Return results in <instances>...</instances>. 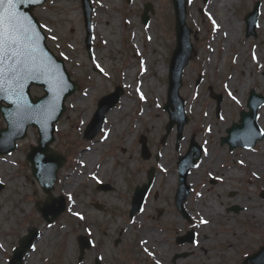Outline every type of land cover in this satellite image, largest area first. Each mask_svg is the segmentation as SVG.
<instances>
[{"label": "rangeland", "instance_id": "1", "mask_svg": "<svg viewBox=\"0 0 264 264\" xmlns=\"http://www.w3.org/2000/svg\"><path fill=\"white\" fill-rule=\"evenodd\" d=\"M88 1V5L93 8L90 21L94 27L102 24L105 29H109L111 20L117 19L119 22L122 19V24L119 23L116 29L107 30L113 34L110 44L106 43L104 34L93 35V55L89 54L86 44L87 26L82 10L83 0H47L46 4L35 9V15L48 36V46L57 57L65 60L70 76L79 84L78 90L66 100V111L57 123L56 140L52 144L53 149L66 158L52 192L55 196L63 195L66 198L67 208L52 224H47L36 208V202L45 201L47 195L34 179L31 166L26 161L30 147L36 145L39 137L38 130L31 127L27 137L19 142L17 150L0 156V180L4 184L0 191V214L3 213L0 215L2 263L9 264L19 238L27 235L29 229L38 228V243L34 251L28 254V257L34 255L35 264H94L101 255H104L100 259L102 264H157L156 256L149 252H155V246L148 244L149 251H146L135 235L136 229L147 227L162 235L160 245L170 244L168 264H213L209 260L211 252H222L227 248L230 255H218L214 263L243 264L247 256L264 246V229L247 219L245 213L248 206L246 190L258 201L264 199V138L253 149L236 147L231 151L229 144L221 143V137L227 136L226 130L230 125L239 122L242 110L248 111L247 102L251 89L254 88L264 96V0H224L227 10L224 9L222 13L230 17V27H234L235 22L241 24L238 28L239 40L228 47L229 56L225 63L222 62L224 39H212L209 3L213 0H208L207 3L204 0H188L187 24L193 29L192 40L198 53L185 69L183 87L180 89L181 96L186 100V113L190 119L183 129V141L177 140V124L168 132L170 116L164 109L169 91L170 58L176 47L173 0ZM257 2L261 3V23L257 28V36H246L245 16ZM148 4L152 9H149L150 20L146 25L142 19ZM69 6L72 10H68ZM71 12L78 13L76 20L69 18ZM217 12L220 16L221 10ZM99 14H108V21H105L104 16L98 18ZM221 20L226 25L224 19ZM138 28L142 30V35L137 43L134 37ZM242 48L245 49V54L235 62V56ZM252 52L259 54L257 61L250 55ZM147 56L149 61H145ZM211 56L216 58L213 63H210ZM128 67L137 71L130 85L123 80V73ZM161 67L166 69L164 74H161ZM101 68L103 72L100 71ZM245 74L249 83L246 82ZM101 78L102 87L87 99L86 108L83 105L74 107V100L97 86ZM151 78H156L157 83L155 88H147L153 99L148 98L147 112L140 116L142 103L134 93L137 90V80L147 82ZM116 87H122L121 98H128L133 104L118 120L119 123L127 121L124 135L134 131L138 124L137 132L131 133L125 143L123 135L116 132L103 142L107 131H100L94 138V141H99V153H102L103 160H112L114 157L116 163L108 170H101L99 167L103 162L93 159L85 167L89 172H85L79 158L92 142L86 139L85 128L97 110L98 101ZM159 89L164 91L158 94ZM32 93L42 95L44 91L33 87ZM215 94L223 95L220 104ZM120 105L119 101L112 109H118ZM260 111H264V104L258 109V117ZM85 112H88L87 119L82 120ZM2 119L0 113V127L5 125ZM143 136L146 137L151 153L149 159H144L142 155L140 139ZM193 139L205 151H201L199 165L191 168L186 179L192 189L185 203V211L191 217L189 220L175 207L178 181L174 187V184L166 183V179L170 174L176 175L178 179L177 163L185 156ZM247 152L255 154L258 159L255 174H251L254 179L250 184L244 181L243 172L248 170L241 165L245 159L243 154ZM232 166H239L237 169L241 178L229 175L228 172L234 169ZM150 169L156 173L154 185L145 200L144 211L132 219L130 210L134 187L147 182ZM77 174L82 179L73 186L74 180L69 181L67 177ZM100 181L116 187L117 196L114 197L111 190H98L97 184ZM68 182L70 188L65 187ZM202 195L205 196L203 206L197 209L195 205ZM207 202L217 205V209L221 208L224 218L232 219L238 231L246 232L245 237L242 236L243 233L234 234L225 244L216 245L217 232L223 228L224 221L220 217H206L209 220L207 227L202 224L201 219L210 216L205 212ZM72 203H77L84 220L69 214ZM95 203H100L101 207ZM234 206L239 210H231ZM191 227L197 234L195 243L179 242L178 238L182 237L179 234ZM250 231L251 237L247 239ZM49 234L53 236L47 239ZM81 236L89 237L93 244L85 250L83 259L79 260L81 250L78 238ZM207 237L210 242L202 246V238Z\"/></svg>", "mask_w": 264, "mask_h": 264}, {"label": "bare ground", "instance_id": "2", "mask_svg": "<svg viewBox=\"0 0 264 264\" xmlns=\"http://www.w3.org/2000/svg\"><path fill=\"white\" fill-rule=\"evenodd\" d=\"M233 1L234 0H230V2H233ZM209 4H210L209 7L211 9V13H210V23L211 24L210 25H211V28H212V39H213V41H219V40H223L224 39L223 46L225 48V51L223 53L222 62L225 63V60L229 56V54H228L229 53L228 52L229 48L228 47L231 44H233L234 42L239 40L240 36H239V33H238V28L241 27V24L235 22V23H233L234 27H230V25H231V24H229L231 22L230 17L227 16V15H224L222 13V12H224L223 11L224 9L227 10V4L224 3V0H213ZM68 10H72V7L69 6ZM217 10H221V12L219 13L221 17L218 15ZM77 16H78V13L76 14L75 12H71L69 18H72L73 20H76ZM103 16L106 18L105 21H108L107 20L108 19V14L103 15ZM103 16L101 14H99L98 18H102ZM221 18L224 19L228 29L226 28V25L223 24ZM119 23L122 24V19H120L119 22H118L117 19L111 20V22L109 24H112L113 26L111 25L109 27L110 31L112 29H116V26H118ZM109 29H105V27L102 26V24H98L95 27L93 26V34H94V36L95 35L99 36L101 34H104L103 37L105 38L106 43L110 44L113 34L111 32L107 31ZM138 29H139V31L135 32V37H134V40L137 43L140 40L139 37L142 35V30L140 28H138ZM244 51H245V49L242 48L241 52L236 54L235 59H234L235 62H238L240 60V58L243 57V55L245 54ZM250 55L253 56L252 58H253L254 61H256L259 58V54L258 53L254 54L252 52V53H250ZM148 59H149V57L147 56L145 61H149ZM215 61H216V58L214 56H211L210 63H213ZM138 67H139V65H138ZM139 68H141V67H139ZM161 68H162L161 69L162 70L161 74H164L166 72V69L164 70V67H161ZM147 74H148V72H147ZM136 75H137V71L135 70V68L128 67L123 73V80L125 81V83L130 85V83H132V81L134 80V76H136ZM155 79L156 78H151V79L147 80V82H146V80H141L140 83H139V86L137 87L136 92H134L135 95H136V98L140 99V101L142 103L140 116L145 115V113L147 112V108H148L146 103L149 101L150 98L153 99V97L148 94L147 88L148 89H150L151 87L155 88V85L157 84L155 82L156 81ZM245 79H246V82H248V83L250 82L249 80H247L246 74H245ZM102 84H103V82H102V78H101L99 80V84H97V86L92 87L90 90H88L87 94H84L82 97H79L78 99L74 100V107H77L78 105H83V107L86 108V106L88 104L87 103L88 102L87 99L89 97H93L94 96L93 92H97L98 91L97 89L102 87ZM227 85L229 86V83ZM162 91H164V89H159L157 91V93L160 94ZM131 94H133V92H131ZM141 95L144 97L143 99H141ZM120 103H121L120 108L112 109V110H110L108 112V114H106V124L104 126V129H106L107 134H106L105 140L110 139L111 136L113 135V132H116L117 134L121 133V135H123L122 140L125 143H127V140H129V138L131 137L130 134L137 132L138 124L135 125V130L134 131H132L131 133H128L127 135H124L125 125L127 124V121L119 123L118 120H119V118L122 115H125V113H127L128 109L130 107H132L133 104H132L131 101H129L128 98H123V97L120 99ZM89 111L90 110H88V112ZM88 112L83 113L82 120L87 119L86 115L88 114ZM259 115H260V117H259L257 123H258L259 127L264 130V111H260ZM138 116H139V114H138ZM137 119L139 120V118H137ZM105 140H103V142ZM98 146H99V141H97V140L96 141H92L91 142V146L88 149H86V151H84L82 153L83 154L82 156H80L79 161L82 162V164H83L82 168L85 170V172L86 171L89 172V169H87L85 167H87V164L89 165V163L92 162L93 159H96V161H99V162H101V161L103 162L101 167H99L101 170H108V169L112 168V166L116 163V159L114 157H113L112 160H110L108 158L103 160L102 159V153H99L100 149H98ZM97 151H98V153H96ZM243 156H245V159L242 161L243 163L241 165H243V168L248 170L247 172L246 171L243 172V173H245L244 181L247 182L246 184H250V183H252V181L254 179V177H253V179L251 178V174H255V168L257 166V163H258L257 160L258 159L256 158L255 154L248 153V152L244 153ZM208 161H209V158H208L207 162ZM183 163H188V162H183ZM238 167L239 166H232V168H234V169L231 170L230 172H228L231 177L241 178L240 171H239V169H237ZM255 178H257V177H255ZM67 179L69 181L74 180L73 183H72L73 186H74V185H77L81 181L80 179H82V178H81V175L77 174V175H74V176L69 175L67 177ZM177 181H178L177 177L174 174L173 175L170 174L169 177H167V179H166V183L174 184L173 185L174 187H176ZM68 184L65 185L66 188H70V183L68 182ZM115 188L116 187L111 188V191H112V194L114 195V197L117 196V192H118V190L115 189ZM249 192L250 191L247 192V190H246V194L248 196V200H247V203H248L247 205L248 206H246V212H245L247 214V219H249L251 222L256 223L260 227V229L263 230L264 229V199L263 200L260 199L258 201V199H256L255 196L252 197V194L249 193ZM110 197H112V196L110 195ZM134 198L138 200L136 202L144 200V198L141 197V192L140 193L139 192L136 193ZM204 200H205V196L202 195L201 200L197 201V204L195 205L197 209H199L201 206H203V202L202 201H204ZM207 203H208V206H207V210L205 212L207 214H209L210 216H204L201 219V221L202 220L203 221H207V223H202V224H205V226L207 227L208 221H209L207 218H209V217L210 218L220 217L224 221L223 228H221L217 232V239L215 241V242H217L216 245L225 244L231 237L234 236V234L241 235L243 233L242 236L245 237V233L246 232L244 233V230L243 231H238L236 229V225H235V223H234V221L232 219H230L229 217L228 218H224V214H221V211H222L221 208L217 209V205H214L211 202H207ZM68 212L71 215H74V213H76V212H79L81 214L77 203L76 204L72 203L71 211H68ZM218 212L220 214H216ZM2 214H0V215H2ZM74 216H76V215H74ZM200 228H201V226H200ZM155 230H157V229H155ZM247 234H248V236H246V238L248 239V238L251 237V231H250V233H247ZM135 235L138 237L137 241L142 243V246H144L147 249V251H149V248L147 247L148 244L155 246V252L149 251L151 254H154L156 256L155 261L159 262V264H168V259L170 258V255H171L170 254L171 246L168 243H165L164 245H160V242L162 241V238H163L161 234L157 233L156 231L154 233V231H152V229L148 230L147 227H143L142 229H136L135 230ZM49 236L51 237L53 235L49 234L48 236H46V238L48 239ZM53 241H54V239L52 240V242ZM208 242H210L208 240V237H207V239H203L202 238L201 245L203 246L205 244H208ZM199 243H200V240L198 241V244ZM36 244L37 243H35V246H36ZM96 248H97V246H96ZM192 253L194 254L195 251L193 250ZM222 254L223 255L225 254L226 256H229L230 252L228 251V248H227V250H223L222 252L213 250L211 252L209 260L211 261V263L215 264L214 260L216 259V256H218V255L221 256ZM103 256L101 255V257H103ZM33 257H34V255L29 256L28 257L29 260L26 259V261H25L26 264H35V260H34ZM1 259L2 258H1V254H0V264H3Z\"/></svg>", "mask_w": 264, "mask_h": 264}, {"label": "water", "instance_id": "3", "mask_svg": "<svg viewBox=\"0 0 264 264\" xmlns=\"http://www.w3.org/2000/svg\"><path fill=\"white\" fill-rule=\"evenodd\" d=\"M44 2L45 0H26V2L19 7V11L22 14L31 18L32 27L39 36L37 54L40 60L43 62V64H45L49 69V71L46 74H37L34 77L27 76L22 81V83L27 84V86H25V89H26L25 96L27 98V101L30 104V106L34 108H39L40 105L43 103L42 101L45 100L47 97L44 96L41 98H37L34 101L29 96V88L32 84L41 85L42 83H46L47 86L51 87L52 80H51L50 75H51V71L54 72L53 64L58 65L60 67L61 76H62L63 81L68 80L69 78L62 64L63 62L54 58L53 55L50 54V51L47 49L46 44H45V36L43 35V33H41V29H40L41 25L39 24V22H37V19L33 16V13H32V10L38 4H42ZM174 2L176 5L178 46H177V50L175 52V56L171 64V75L169 79L170 80L169 104L167 105L166 108L171 113L170 127L173 126V124L177 121L178 117L182 114L183 120H181L180 126H179V130L181 132L184 124L188 121V119L185 118V101L180 97L179 89L182 86L183 68L188 64L190 57H192L191 53L193 51V48H192V44L190 41V35L192 31L186 25V2L185 0H174ZM146 7L147 8L144 14L145 23L148 22V17L146 15L149 9L150 10L152 9V6L150 4H148ZM89 11H90L89 8H87L88 17H89ZM258 17H259V5L256 6L254 8V11L249 13L246 17V21L248 23V28H247L248 36L251 34H255L256 26L259 23ZM87 23H89V20ZM90 37L91 35L89 34V38ZM70 83L72 84V82ZM73 85H71L66 90V92L65 91L62 92L63 96H61V98L57 101L55 105L56 112L53 115V121H57L61 117L64 111L63 105H64V100L66 96L72 94L74 90L76 89V86L75 85L73 86ZM15 88H16V85L14 83H10L9 91H14ZM5 92L0 93V99L2 96H4ZM119 97H120V94L115 93V94H112V95H109L103 98L100 101V108L97 114H95V119L93 121V125L95 126V128L89 130V132L92 130V133L89 135L90 138L94 137L98 133V131L102 128L106 113L108 112L109 108H111L113 104H115L118 101ZM263 102H264V97L256 94L253 90L251 92L250 106L253 105V108L256 110L257 109L256 107L263 104ZM0 109L3 112L5 118L9 121L10 126L15 128L14 119H12L13 115L10 113V111L9 112L7 111L9 107H2ZM34 121L35 122L29 121L25 124L23 133L21 135H17L13 133L8 134L6 132L7 129H1L0 130V145H1L2 140L7 141L10 145L4 151L0 150V153L7 152V151H10L11 149L16 148L15 140L25 135L26 128L29 125V123L38 122L37 120H34ZM245 129H246L245 121L243 122V125L235 124L231 129H229L230 138L242 133V131L244 132ZM51 141H53V139ZM39 144H40L39 147L32 149V152L28 158L33 163V170H34L35 176L39 179V181H41L40 176L38 174V170H37L39 164L44 163L45 165H47L49 161L51 160L55 161L56 163L54 167V173H55V171H57L56 169H58L60 166L63 165L64 159L53 150L50 155L47 154L48 150H50L49 142H45L43 137L40 138ZM249 144H252V143H249ZM243 145H248L246 140L245 142H243ZM196 150H197V147H195V145L194 146L192 145L189 151V154H188V157L191 156V160H190L191 162L188 165H186L188 168L192 166L195 159L198 157V153H195ZM41 156H44V158L42 159ZM41 183L43 182L41 181ZM52 184H53V180L49 182V187L44 186L45 191L49 193V201L45 203V206L43 209L41 208V210L44 212V215L48 219L49 222H52L64 210V206L60 207V209L58 210L52 209V201L54 200L50 192ZM0 189H1V186H0ZM50 214L53 215V218L48 217ZM37 234H38L37 230L31 231V234L28 237H25L24 239L20 241L21 247L16 250L15 257L12 261V264H23L24 256L26 255V253H28L29 249L31 248V245L34 242V239L37 237ZM80 241H81L80 243H81V248H82V253H83L84 248L88 246L87 244L88 241L85 238L80 239ZM261 260H264V247L261 248L259 252L249 257L246 262L252 261L254 262V264H262ZM259 261H261V263H259Z\"/></svg>", "mask_w": 264, "mask_h": 264}, {"label": "snow or ice", "instance_id": "4", "mask_svg": "<svg viewBox=\"0 0 264 264\" xmlns=\"http://www.w3.org/2000/svg\"><path fill=\"white\" fill-rule=\"evenodd\" d=\"M25 2L26 0H0V93L9 90L10 83H14L18 97L23 87L22 81L27 76L34 77L49 71L37 54L39 36L32 27L31 18L19 11V7ZM100 71L104 70L101 68ZM143 98L141 95V99ZM74 215L80 220L85 219L79 212ZM201 222L207 223L203 220ZM99 259L102 260L103 257Z\"/></svg>", "mask_w": 264, "mask_h": 264}]
</instances>
